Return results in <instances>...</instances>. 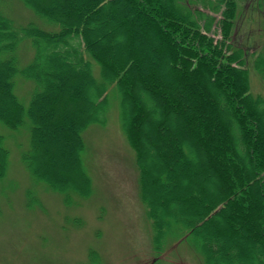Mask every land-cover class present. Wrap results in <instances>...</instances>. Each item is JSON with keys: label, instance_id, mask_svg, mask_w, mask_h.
Masks as SVG:
<instances>
[{"label": "trees", "instance_id": "1", "mask_svg": "<svg viewBox=\"0 0 264 264\" xmlns=\"http://www.w3.org/2000/svg\"><path fill=\"white\" fill-rule=\"evenodd\" d=\"M18 1L59 26L17 27L0 13V124L29 129L32 180L65 203L87 195L82 134L115 96L155 248L171 239L203 264H264V98L248 71L264 80V44H233L251 0ZM16 76L34 85L27 107ZM7 164L0 136V178Z\"/></svg>", "mask_w": 264, "mask_h": 264}, {"label": "rangeland", "instance_id": "2", "mask_svg": "<svg viewBox=\"0 0 264 264\" xmlns=\"http://www.w3.org/2000/svg\"><path fill=\"white\" fill-rule=\"evenodd\" d=\"M257 7V0L249 2V12H243L249 19H240L233 41L248 52L264 44V10ZM0 13L17 27L33 24L44 31H59L58 25L39 18L18 0L2 1ZM249 36L257 43L248 44ZM30 42L25 39L19 47L21 66L31 58L21 46L32 47ZM248 68L251 92L264 98V80L251 64ZM94 73L98 76L97 67ZM33 89L32 82L15 77L14 92L25 107ZM119 114V101L113 96L105 122L83 132L88 193L71 195L68 203L64 194L34 182L28 174L22 159L30 146L29 129L12 130L0 124L8 151L7 172L0 178V264H203L188 243L166 239L162 248L153 245L152 223L140 199L134 154Z\"/></svg>", "mask_w": 264, "mask_h": 264}]
</instances>
